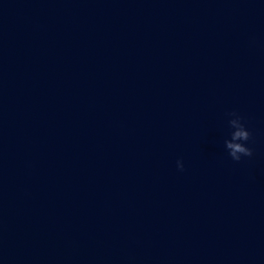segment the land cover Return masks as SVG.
I'll return each instance as SVG.
<instances>
[{"label":"water","instance_id":"obj_1","mask_svg":"<svg viewBox=\"0 0 264 264\" xmlns=\"http://www.w3.org/2000/svg\"><path fill=\"white\" fill-rule=\"evenodd\" d=\"M0 264H264V0H0Z\"/></svg>","mask_w":264,"mask_h":264},{"label":"clouds","instance_id":"obj_2","mask_svg":"<svg viewBox=\"0 0 264 264\" xmlns=\"http://www.w3.org/2000/svg\"><path fill=\"white\" fill-rule=\"evenodd\" d=\"M229 115L234 118L228 121L229 126L233 129L231 132V139L224 141L225 148L228 150V155L233 161H240L242 156L251 157L253 154L252 150L245 146V143H242L250 139V132L247 131L244 124L241 123L242 118L239 115L235 112L229 113ZM176 166L179 170H183L181 161L177 160Z\"/></svg>","mask_w":264,"mask_h":264}]
</instances>
